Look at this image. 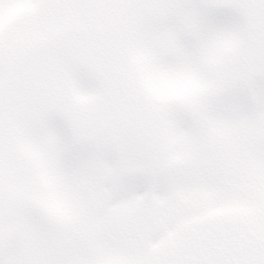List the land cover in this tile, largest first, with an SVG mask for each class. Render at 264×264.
<instances>
[{"label": "snow or ice", "instance_id": "snow-or-ice-1", "mask_svg": "<svg viewBox=\"0 0 264 264\" xmlns=\"http://www.w3.org/2000/svg\"><path fill=\"white\" fill-rule=\"evenodd\" d=\"M0 264H264V0H0Z\"/></svg>", "mask_w": 264, "mask_h": 264}]
</instances>
